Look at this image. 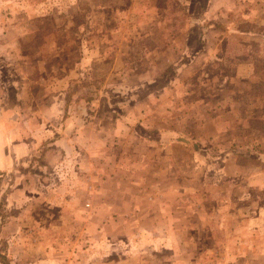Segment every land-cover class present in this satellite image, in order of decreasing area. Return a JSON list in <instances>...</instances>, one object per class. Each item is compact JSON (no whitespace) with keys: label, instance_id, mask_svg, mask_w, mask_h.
<instances>
[{"label":"rangeland","instance_id":"obj_1","mask_svg":"<svg viewBox=\"0 0 264 264\" xmlns=\"http://www.w3.org/2000/svg\"><path fill=\"white\" fill-rule=\"evenodd\" d=\"M155 1L0 0V93L7 89L9 105L17 91L30 94L22 122L34 147L30 161L0 171V264H241L264 257V36L254 44L251 36L235 34L237 18L254 12V0H213V6L200 3L206 0ZM190 18L225 27L224 34L214 29L206 40L215 50L220 33L227 37L219 67L206 65L204 54L203 63L178 64L189 56L174 51L171 37ZM246 28L254 31V23ZM199 32L190 48L198 49ZM243 59L252 68L236 70ZM46 88L61 95L66 113L48 121L64 133L54 146L43 145L50 138L40 127L32 135L29 123L32 110L42 116L49 106ZM88 113L107 128L108 142L98 129L79 131ZM127 128L146 139L131 141ZM158 131H169V138L159 141ZM60 144H77L85 156L93 144L97 153L77 163L75 152L61 157ZM120 144H130L128 152ZM113 160L118 175L139 174L146 182L135 206L143 214L173 212L176 234L131 232L124 227L128 215L114 217L121 231L90 230L94 225L101 231L109 222L103 209L108 204L130 210L129 200L109 203L101 183ZM245 209L249 221L221 217ZM203 224L210 226L204 230ZM220 224L228 230L220 231ZM171 235L178 241L172 254Z\"/></svg>","mask_w":264,"mask_h":264},{"label":"crops","instance_id":"obj_2","mask_svg":"<svg viewBox=\"0 0 264 264\" xmlns=\"http://www.w3.org/2000/svg\"><path fill=\"white\" fill-rule=\"evenodd\" d=\"M127 2L130 3H136L138 1L142 2V3H156L155 0H135L134 2H132V0H126ZM172 2V1H171ZM196 3V0H173V3ZM121 3V2H120ZM200 3H207L209 6H213L214 2L213 0H206V1H201ZM203 19V18H202ZM237 30L235 31L236 35H240V36H251V39H254V44H258L255 43V41H257L256 37H259L260 35L264 36V0H254V12H250L249 14L245 15H240L237 18ZM254 23V31L253 29H248L246 28V26H250L253 25ZM196 24H199L202 26V30L200 29V32L197 35V40H200L199 43V47L198 49H194V48H190L189 45V41L192 40V37L195 35L194 33V26ZM209 25L210 24L214 27L210 26V29H207L205 25ZM219 23L213 21V20H201V21H196L193 18H190V21H188L185 25V30L178 35L179 33L176 34V36L172 35V40H174V51H178L179 52V56L183 53L184 55L189 56L187 58V60L181 59L178 64L180 62H182L183 64H186V61H188L191 65L196 64V62H205L204 61V57L203 54L205 56V58L207 57L206 60V65L208 64H212L214 67H219V65H221V62L226 58L225 55V49L224 47L225 42H226V38L227 37H221V33L220 36L216 39V49L215 50H210L207 48V38L210 36V34L214 31V29H219V31H222V33L224 34V32H226L225 27H220V25H218ZM255 25H261V30L256 31L255 30ZM218 27V28H216ZM217 33V32H216ZM194 38V37H193ZM264 38V37H262ZM239 40V39H238ZM264 40V39H263ZM183 41V42H180ZM186 41V43L184 42ZM179 42V43H178ZM262 43V40L259 41ZM178 43V45H176ZM180 44V45H179ZM173 48V47H172ZM183 49V51H182ZM212 51V53H211ZM203 58V59H202ZM247 58V57H246ZM252 55H251V59H252ZM263 58V56L261 57ZM201 62V63H203ZM210 62V63H209ZM208 63V64H207ZM187 64V65H188ZM173 65L169 66L168 69L171 67L172 68ZM253 66V63L251 61H248L246 59L240 60L236 62V70L240 71L241 69H251ZM188 67V66H187ZM255 70V69H254ZM62 83V80L59 79L57 80V84ZM1 86V84H0ZM24 88H27L26 86ZM24 88L22 90H24ZM4 91V88H2ZM3 91L0 93V96L3 94ZM7 91V89H6ZM4 91V93L6 92ZM7 93V92H6ZM4 94L3 98H0V171H5V170H10V169H14L15 166L21 164V163H27L28 161H30L31 157H32V153L34 152V147H33V141H27L29 139V134L26 131V129H24L23 126V120L25 119V117H28L25 112H24V105L26 104L27 108L28 105L27 103L29 102L30 99V94H26V96L24 97V95H22L19 91L16 92V98L14 97V104L9 105V102L7 100V94ZM43 94L45 95L43 98L44 99H48V103L49 106L46 110L41 111L42 112V116L40 115V112H35V111H31V114H29V123L31 121H33V123L30 126L31 129V133L32 135H34V128L35 127H40V129L38 130V132H42L44 133V135L49 136L48 140H46L47 142L43 143V145L45 144H49V146H54L58 143H52L55 140L59 139V137L62 136L63 130L59 129L57 127L51 126L49 125V122L51 119L53 120H59L62 116L65 117L66 113H65V106H63V101L61 100V95L56 93V91H51V89L48 90V88H46V90L43 91ZM26 98H28V100H26ZM29 110V109H28ZM121 113L120 116L123 118V120H127L128 122H135V119L132 118L131 116H129L128 114H124ZM47 116V119L45 118ZM78 116V113L76 112L74 116H72L70 119L76 120ZM88 116L90 117V120L88 121V123L83 127H81V125H79V131H85L86 132H92L96 129L99 130V135L100 137H102V139L104 140V142H108L107 141V137L104 138L107 134L105 129L101 128V125H99V123H97V117L98 115L94 114V113H88ZM62 117V119H63ZM80 120V117H78ZM26 120V119H25ZM49 121V122H48ZM120 123V120H118ZM38 122V123H37ZM28 123V124H29ZM40 123H43L41 126L39 125ZM118 123V124H119ZM69 124V123H68ZM37 125V126H35ZM83 125V124H82ZM121 125V124H120ZM119 125V126H120ZM115 126L118 127L117 124H115ZM116 129V128H115ZM129 130L128 134L130 135L129 138L132 139L131 141H133V139H146L147 135L142 134L140 131H138L137 129H132V128H127ZM57 130V131H55ZM57 132L54 133V137H51L52 135H50L53 132ZM77 131L76 133H74L76 140L80 138V135H78L77 133L79 132ZM79 132V133H80ZM169 131H158L157 135H159V141H165L169 138ZM27 136V138L24 139V136ZM173 136H170V138H172ZM93 139V137H91ZM27 139V140H26ZM174 141L177 140V138L173 139ZM61 141H64V139H61ZM44 142V141H42ZM172 142H170L168 145H166V147H168L169 145H171ZM143 144V145H142ZM141 144L140 148L145 147L146 145L144 143ZM130 145V144H129ZM126 145L124 146L123 144H120L118 148H120V150H124V152H128V146ZM59 146H61L62 149H58V152L60 155H62L61 157L64 158L65 154H72L73 152H75V156L74 158H72V160L77 161V163L79 161H82L83 159H93L94 156H96L95 153V149H94V145H88L90 146L88 149L85 150V153H87V155H83V149L82 147H80L79 145L75 144L74 146H69L67 144H60ZM133 145H131L132 147ZM156 146V145H155ZM165 145L163 144H158V149H161V147H163ZM117 148V150H118ZM137 148V147H135ZM116 150V148H115ZM114 150V152H116ZM135 150V149H134ZM104 151L108 152L109 150L106 148L104 149ZM55 152V151H54ZM139 152V150L137 151ZM95 153V154H94ZM109 155L114 158H116V156L111 155V153H106V159H109ZM83 158V159H82ZM128 158V157H127ZM120 159V158H119ZM118 158H116V162ZM136 167V165H132L129 167L133 168ZM120 170V167L115 165V161H112V165L111 166H107L105 167V173L108 174V176H105V178L102 179L101 183H103V188L104 185H107V189L108 192L107 194V200L113 201V198L116 200H122V201H126L129 200L128 204L131 203V205L129 206L130 210H126L123 209L124 207H120L118 209H114L115 207L112 206L111 204H108L104 209V214L108 217H110V220L107 224H102L100 226V228L102 229L101 231L98 230V226L95 227L94 225H92L90 227V230L92 231H96V232H103V230H120L123 229L124 227H128L130 228L131 232H151L154 233V237H157L158 235V231H166L169 233H173L176 234L178 232V225L177 223L173 220V212L170 211V214H163V216L160 213V209L158 211H148L145 212L143 214V211L141 209H139V207H136L134 204V200L135 201H141L144 196H143V189H141L143 184H146L145 181L142 180V177L140 178V175L138 174L137 177L135 176H127L126 174H124V176H120L118 175V171ZM98 180V179H97ZM77 182V181H76ZM78 183V182H77ZM124 183L126 184V190L124 191L120 184ZM118 186V187H117ZM151 201H154L153 198ZM71 198L69 195V198H65L64 199V204L68 206V203H70ZM126 206V205H125ZM127 207V206H126ZM172 210V209H171ZM226 212L225 210H222V213ZM249 212V211H248ZM245 210H238L235 213H230V211L227 210L226 214H222L221 217H226V221L228 218H230L232 215V217H245V221H249V217H250V213H248ZM125 215H128V217H131L130 220H126V222H130V224H125L124 227L120 226L119 224L115 225V221L117 218H114L115 216H121V217H125ZM115 219V220H114ZM243 223V222H242ZM238 224V223H237ZM204 226V230H207L209 228V224H203ZM219 226H221L220 228H218L220 231H224V230H228V226L227 225H223L220 224ZM236 226V225H235ZM126 230V229H125ZM128 230V229H127ZM117 232V231H116ZM157 233V234H156ZM170 254H172V250L175 249V251L177 250L178 244L175 241L173 235H171L170 237ZM252 241H250L251 243ZM135 245V244H134ZM138 246V244H136ZM163 245H160V247H162ZM166 246V245H164ZM250 258V261H247V259ZM246 259H243L240 263L242 264L247 263V264H254V262L256 264H264V257H258L257 259H254V257H248ZM171 259V262H174ZM118 261V260H116ZM128 260H126L125 262L122 261L124 264H127L129 262H127ZM120 262V263H122ZM122 263V264H123ZM48 264H53L52 261L51 263ZM237 264V263H236Z\"/></svg>","mask_w":264,"mask_h":264},{"label":"trees","instance_id":"obj_3","mask_svg":"<svg viewBox=\"0 0 264 264\" xmlns=\"http://www.w3.org/2000/svg\"><path fill=\"white\" fill-rule=\"evenodd\" d=\"M205 25V24H204ZM194 29L195 30H202V26L201 25H199V24H196L195 26H194ZM195 30H194V33H195ZM198 35V34H197ZM198 41V43H200V40H197Z\"/></svg>","mask_w":264,"mask_h":264}]
</instances>
